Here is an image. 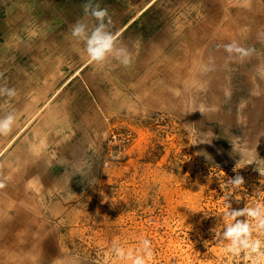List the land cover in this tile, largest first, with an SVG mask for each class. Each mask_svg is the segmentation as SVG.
Returning a JSON list of instances; mask_svg holds the SVG:
<instances>
[{
	"label": "rangeland",
	"instance_id": "374dc122",
	"mask_svg": "<svg viewBox=\"0 0 264 264\" xmlns=\"http://www.w3.org/2000/svg\"><path fill=\"white\" fill-rule=\"evenodd\" d=\"M212 58L203 57L204 74L192 71L170 94L157 82L154 92L135 95V105H90L96 120H80L90 106L76 105L84 107L76 128L59 137L66 147H46L59 187L20 201L26 215L0 242V264H24L26 256V264H123L114 242L138 251L141 239L151 241L152 264H250L225 254L213 229L222 231L226 203L236 210L264 203V176L245 165L264 159V90L245 95L237 70L214 72ZM237 175L244 185L233 191L227 181ZM15 249L25 255H7Z\"/></svg>",
	"mask_w": 264,
	"mask_h": 264
},
{
	"label": "crops",
	"instance_id": "0c3cea01",
	"mask_svg": "<svg viewBox=\"0 0 264 264\" xmlns=\"http://www.w3.org/2000/svg\"><path fill=\"white\" fill-rule=\"evenodd\" d=\"M85 2L0 0V88L16 90L12 98L0 95V117L13 112L17 118L12 133L0 137V181L5 184L0 242L22 222L18 216L26 215L21 200L35 201L38 193L42 199L44 189H58L59 179L48 172L52 159L46 147H66L59 137L76 128V115L84 109L76 105L123 108L138 103L139 92L144 96L159 86L158 92L170 94L176 83L187 86L192 71L204 74L206 56L213 57L212 71L221 68L223 76L222 67L233 66L232 77L242 78L245 95L264 90V0H94L108 10L111 30L133 58L129 67L113 62L104 68L90 64L70 36L71 26L84 16ZM232 42L255 51L243 61L229 60L223 46ZM94 106L77 117L96 120L100 112ZM231 116L218 118L229 122Z\"/></svg>",
	"mask_w": 264,
	"mask_h": 264
},
{
	"label": "clouds",
	"instance_id": "9594fccd",
	"mask_svg": "<svg viewBox=\"0 0 264 264\" xmlns=\"http://www.w3.org/2000/svg\"><path fill=\"white\" fill-rule=\"evenodd\" d=\"M82 8L84 16L71 26L70 36L78 46L82 45L88 62L98 68L107 67L113 62L129 67L132 64V55L120 42L118 35L111 30L113 21L108 10L94 3V0H86ZM89 20L94 23H89ZM223 47L229 60L243 61L250 58L255 51L241 47L236 42ZM0 95L12 98L16 95V90L0 88ZM16 120L13 112L0 117V137H7L12 133ZM249 164H255L256 171L264 176V159H260L258 154L255 159L245 162V165ZM227 185L235 191L244 185V180L237 175L234 179H229ZM4 187L5 184L0 181V189ZM224 207V227L222 231L218 226L213 229L215 236L222 242L223 252L230 258L250 261V264H264V239L260 238L264 236V203L252 207L245 206L239 210L232 209L229 203ZM112 252L115 259L123 264H152L154 260L151 241L148 239H141L138 251L125 249L114 242Z\"/></svg>",
	"mask_w": 264,
	"mask_h": 264
},
{
	"label": "bare ground",
	"instance_id": "6f19581e",
	"mask_svg": "<svg viewBox=\"0 0 264 264\" xmlns=\"http://www.w3.org/2000/svg\"><path fill=\"white\" fill-rule=\"evenodd\" d=\"M261 6H262V5H261ZM252 9H253V8H252ZM254 15H255V14H254ZM255 16H256V15H255ZM216 33H218V32H216ZM251 36H252V35H251ZM212 38H213V37H212ZM18 224H19V223H18ZM17 226H18V225H17ZM5 244H6V243H5ZM15 247L18 248L17 246H15ZM19 249H20V248H19ZM19 249H18V250H19ZM15 251H17V249H15ZM0 253H1V252H0ZM23 253H24L23 250H19V251L15 252V253H14L13 251H12L11 253H7V255L10 256V257L13 258V259L18 260V259H21L23 255H25V254H23ZM5 254H6V253H5ZM5 254H4V255H5ZM27 258H28V257L26 256V257H25V261H24L25 263H24V264H26L27 262H31V261H29V259H27ZM20 263H22V261H20ZM20 263H19V264H20Z\"/></svg>",
	"mask_w": 264,
	"mask_h": 264
}]
</instances>
